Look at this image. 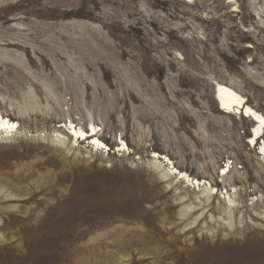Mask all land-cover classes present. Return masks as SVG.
I'll list each match as a JSON object with an SVG mask.
<instances>
[{
	"label": "rangeland",
	"instance_id": "obj_1",
	"mask_svg": "<svg viewBox=\"0 0 264 264\" xmlns=\"http://www.w3.org/2000/svg\"><path fill=\"white\" fill-rule=\"evenodd\" d=\"M229 1L0 0V264H264V156L214 93L264 114V0Z\"/></svg>",
	"mask_w": 264,
	"mask_h": 264
},
{
	"label": "bare ground",
	"instance_id": "obj_2",
	"mask_svg": "<svg viewBox=\"0 0 264 264\" xmlns=\"http://www.w3.org/2000/svg\"><path fill=\"white\" fill-rule=\"evenodd\" d=\"M233 1L234 0H230L229 2H233ZM232 11L235 12V11H238V9L235 8ZM181 82H183L182 79L180 81V84ZM214 93H215V100L217 101L219 110L222 113H225L226 115L240 114L241 117L245 119H249L254 123L253 132L256 136L260 135L261 133H264V114L258 109H256L253 105H251L246 96L241 94L238 90H236L231 85L227 83L219 82V81L215 82ZM69 121H70L69 124H67V121H66L65 126L67 130L72 132L73 135H71L67 130L65 131L62 125H59L57 130L60 131V133H63V132L67 133V135H69L73 141H80L82 138L84 139L83 141L88 140L90 142V140H92L90 144L92 145L91 148L93 150L95 149L96 150L101 149L103 151L107 150V149H103V147H106L105 146L106 143L102 139H100L102 138L100 137V135L102 136V134L100 133V129L98 128L96 124L90 123L89 124L90 127L87 126V128H84L82 126H78V124L76 125L75 122L72 120H69ZM19 130H20L19 122L0 114V135L2 136V138L5 135L15 136ZM56 136L59 139L62 138L60 134H57ZM263 139H264V134H263ZM120 145H122L121 146L122 148L120 149V151H124V149L129 150L128 144L122 138L118 146ZM262 149H264V147ZM118 151H119V148H118ZM262 153H264V150H262ZM152 157L168 162L169 167L168 169H166L164 173V175L167 177H169L170 175H175L176 178H179V180L183 181L184 183H187L188 186L193 187V188H198L199 190L202 187H205V190H206L207 186L210 183L204 178H198V177L192 176L187 171L179 169L175 165V163L164 154H160L154 151V154ZM232 164L233 162H231V165ZM231 165L228 163V165H226L227 166L226 169L224 168L225 166L220 168V169H223V171L222 172L219 171L218 172L219 175L223 177L229 176L234 169V166H231ZM214 190H215V194H218V192L221 191V189H218L216 187H214ZM233 192L237 194L238 192L237 187H234ZM225 198L228 199L229 201L228 202L229 207L233 208L235 206V200L232 198L231 194L229 193V190L225 192Z\"/></svg>",
	"mask_w": 264,
	"mask_h": 264
}]
</instances>
